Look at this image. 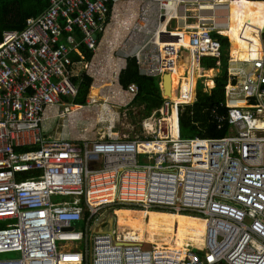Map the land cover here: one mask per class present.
I'll use <instances>...</instances> for the list:
<instances>
[{"label": "built area", "instance_id": "1", "mask_svg": "<svg viewBox=\"0 0 264 264\" xmlns=\"http://www.w3.org/2000/svg\"><path fill=\"white\" fill-rule=\"evenodd\" d=\"M186 4L195 5L191 17ZM227 14L221 0H48L22 31L2 33L0 255L18 257L0 264H264V24L253 58L228 54L224 114H209L218 130L227 124V135L179 137V114L206 78L202 59L219 65L211 34L228 40L227 21L219 22ZM180 17L182 31H167ZM180 33L186 45L171 38ZM181 51L189 66L181 80L193 71L194 86L179 83L173 99L161 95L132 137L113 132L137 94L134 84L119 83L127 60L161 92ZM84 77L90 84L78 105ZM93 113L108 125L91 140L74 128ZM116 210L193 215L205 222L204 243L175 250L126 242L116 235ZM108 213L110 232H93Z\"/></svg>", "mask_w": 264, "mask_h": 264}, {"label": "trees", "instance_id": "2", "mask_svg": "<svg viewBox=\"0 0 264 264\" xmlns=\"http://www.w3.org/2000/svg\"><path fill=\"white\" fill-rule=\"evenodd\" d=\"M263 1L264 0H246L244 4V24H251L254 21L264 20ZM47 6L48 0H0V41L3 32L22 31L25 20L40 15ZM241 25V23H233L231 29L240 28ZM211 38L218 41L220 44L219 65L216 66V61L214 59L204 58L201 61V69L203 71L218 69V72L212 80L214 87L208 93H204L202 91L203 86L200 85L199 90H196L195 102L192 107L184 108L179 114L178 129L181 139H219L226 136L228 132L226 123H222L218 130V124L214 120H211L209 114L210 111L215 108L218 110L219 114H224V110L220 108V104L224 100L223 90L227 78L226 69L228 49L230 50V46L226 38L215 33L211 34ZM83 53L85 58L89 60L91 54L84 50ZM204 76L209 77V73L205 72ZM119 83L122 87H127L130 84H134L137 87V94L131 106L143 107L140 120L147 116L152 110L161 106L162 99L158 80L139 76L134 60H127L126 69L121 73ZM89 84L90 79L86 77L79 83L78 94L74 100L76 104H85ZM208 85H210L209 82ZM125 208L130 209V207ZM188 216L195 217L193 215ZM183 243L185 246L188 245V243L192 244L191 241H186L185 237L183 238Z\"/></svg>", "mask_w": 264, "mask_h": 264}, {"label": "rangeland", "instance_id": "3", "mask_svg": "<svg viewBox=\"0 0 264 264\" xmlns=\"http://www.w3.org/2000/svg\"><path fill=\"white\" fill-rule=\"evenodd\" d=\"M203 15H207V13H202ZM226 18L224 19H220L219 22H226ZM235 23H241V27L240 28H236L238 30V34L241 31L243 24L245 23L243 21V18L238 21H235ZM173 22H171L170 24V28L171 26H173ZM186 37L187 35H183V41L182 44L185 45L186 44ZM232 38V36H231ZM239 42V41H237ZM240 43V42H239ZM229 44V41H228ZM241 44V43H240ZM232 48V46H231ZM230 48V51L237 49V46L233 49ZM229 51V49H228ZM231 53V52H230ZM229 54V52H228ZM180 58L182 60V62L178 63V66H182L184 68V73L186 74V71L189 69L188 66V54L186 51H181L180 53ZM209 76H211V73L215 76V73L212 72H208ZM181 76L179 75L177 77V80L175 81L176 87L179 88V83H181L184 85L187 83V78H192L193 80V84L192 86H194V82H195V76L192 72H189V75L186 79H183V81L181 80ZM185 80V81H184ZM202 80V81H201ZM209 82V80H205V79H198L196 82V90H199L200 85L202 84L203 88L202 91L205 93L206 88H207V83ZM201 83V84H200ZM91 95H93L92 93H90ZM196 94V92H195ZM168 98V96H165ZM124 109H116L114 110L115 112H120V113H124L123 112ZM128 111H125V117L119 120V122L116 123L115 125V129L113 130V132L117 133L119 136L120 135H127V136H133L134 132L137 129V125L138 122L140 120V115L141 112L143 110V107H134V106H130L127 109ZM86 117V118H85ZM95 115L93 114H89L88 116H84V119L82 120H75L76 121V126H75V130L78 133H83L85 134V137L87 139H91L94 140L95 138H97L96 135L100 136V135H105L106 131L105 128L107 127V123H98V120H95ZM57 125H59V123H57ZM74 125V123H73ZM57 132H59V129L56 130ZM50 136H52V134H50ZM108 210V209H106ZM108 212V211H107ZM128 212V213H126ZM123 213V214H122ZM125 213V214H124ZM105 215V214H104ZM116 215V213H115ZM117 218L120 219L119 221L124 224V227H122L123 231L126 229H129L127 226V224H125L128 222V219H132L137 223V229L134 230V232H138L141 231L142 229H149L150 231H152L155 235V239L157 243L162 244L161 246H167L170 249H173L174 247H172L176 241L175 238H179L181 239L182 242V247H185L184 243H183V238H186V241L188 242H192L188 243L189 246L193 247H200L203 244V238H204V230H205V222L202 219L199 218H192L190 216H184V215H179V214H169V213H162V212H140V211H135V210H123V211H118L117 212ZM149 222V223H148ZM109 223L111 225V227L113 228V219L109 220ZM141 223V224H140ZM147 224H150L149 227L146 226ZM152 224V225H151ZM92 232V231H91ZM142 235V234H141ZM195 248V247H194ZM18 257V254L16 253H10V254H2L0 255V259H16Z\"/></svg>", "mask_w": 264, "mask_h": 264}, {"label": "bare ground", "instance_id": "4", "mask_svg": "<svg viewBox=\"0 0 264 264\" xmlns=\"http://www.w3.org/2000/svg\"><path fill=\"white\" fill-rule=\"evenodd\" d=\"M226 1L228 2V14L226 17L227 18V23H226L227 29L223 32V34L228 37L230 48L232 46V48L234 49L237 46V49H234L232 51L229 50V56L235 60L248 61L250 58H253L255 56V51L259 50L260 44L258 42V31L262 28L264 24V20H262L263 22L254 21L251 24H244L243 28L238 34V30L231 29V25L235 23V21H238L239 19L241 20L243 18L244 20L245 18L244 4L246 0H221V2H226ZM172 8H173L172 5H168L167 7L168 10H171ZM185 35L186 34H184V36ZM161 36L162 34L159 35V37ZM237 41H239L241 44ZM186 42H187V37H186ZM173 72L175 74L182 75L184 73V68L182 66L179 67L177 65V67L175 68ZM168 78H169L168 79L169 92L167 96L168 98L172 99L173 89H174V76L172 74H169ZM92 93L95 94V92H92ZM118 211H123V210L115 211L116 213L115 216L117 219L115 230H116V235L118 238H122L126 240V242H141L142 239H146L147 241L151 242L152 244H156L157 246L162 245L156 242L157 239H155L154 233L147 228L142 229L141 231L138 230V232H134V230L137 229L138 222L132 220L131 218L127 220L128 221L127 223L125 221V224H127L126 227H128L129 229H126L123 231L122 227H124V224H122L119 221L120 219L117 218ZM109 220H110V215L108 214L104 222L109 223ZM149 225L150 224H147L146 226L149 227ZM204 236H205V230H204ZM175 239L176 241L174 245L172 246L174 247L173 249L179 250L181 248H185V247H182L181 239H179L178 237ZM203 243H204V238H203ZM68 254H72V253H68Z\"/></svg>", "mask_w": 264, "mask_h": 264}, {"label": "crops", "instance_id": "5", "mask_svg": "<svg viewBox=\"0 0 264 264\" xmlns=\"http://www.w3.org/2000/svg\"><path fill=\"white\" fill-rule=\"evenodd\" d=\"M185 9L187 10V17H191V15H194L195 14V5H191V4H186L185 5ZM179 16H181L182 17V13H179ZM180 17V19H178V20H174V21H171V22H173L174 24H173V26H171V28H170V24H171V22H169L168 23V25L166 26V29H167V31H169V32H181L182 31V25H183V19ZM161 33H164V31H163V29L161 30ZM183 35L184 34H182V33H180V35H177V34H173L172 36H171V38L172 39H176V38H181V43H182V41H183ZM166 41H169L168 39H164V42H166ZM228 41V40H227ZM171 42V41H170ZM229 52V51H228ZM229 57V56H228ZM228 60V59H227ZM214 72L215 74L218 72V69H208V70H204V74H205V72ZM173 76H174V89H173V98H175V93H176V91H178L179 90V88H177L176 87V84H175V81L177 80V77L179 76L178 74H175L174 72H172L171 73ZM213 77H214V75L211 73V76H207L206 78H205V80H209V82L211 81V80H213ZM183 81V80H182ZM185 81V80H184ZM202 81V80H201ZM187 83H189L190 84V86H191V88L193 87L192 86V84H193V80H192V78L190 77V78H187ZM201 84V83H200ZM183 85H184V83H183ZM202 85V84H201ZM195 92H196V89H195ZM206 92V91H205ZM206 93H208V92H206ZM196 95V94H195ZM172 98V99H173ZM82 120V119H81ZM76 122V121H75ZM55 127H57L55 124H51L50 125V128L52 129V128H55ZM96 232V230H93V232Z\"/></svg>", "mask_w": 264, "mask_h": 264}, {"label": "water", "instance_id": "6", "mask_svg": "<svg viewBox=\"0 0 264 264\" xmlns=\"http://www.w3.org/2000/svg\"><path fill=\"white\" fill-rule=\"evenodd\" d=\"M168 74L166 75H163L161 77V95L163 97L167 96L168 95V92H169V81H168ZM110 215V219H112L111 217V213H108ZM104 228H98V227H95L93 230H96L95 233H109L110 232V227L111 225L108 223V222H104Z\"/></svg>", "mask_w": 264, "mask_h": 264}]
</instances>
